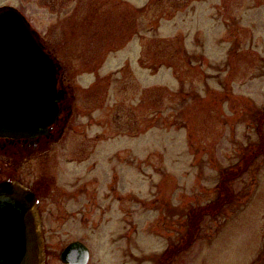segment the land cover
<instances>
[{
    "label": "rangeland",
    "instance_id": "374dc122",
    "mask_svg": "<svg viewBox=\"0 0 264 264\" xmlns=\"http://www.w3.org/2000/svg\"><path fill=\"white\" fill-rule=\"evenodd\" d=\"M2 4L25 13L75 89L64 137L17 163L21 180L50 185L44 263L65 264L81 240L89 264H252L264 247V0Z\"/></svg>",
    "mask_w": 264,
    "mask_h": 264
},
{
    "label": "water",
    "instance_id": "95a60500",
    "mask_svg": "<svg viewBox=\"0 0 264 264\" xmlns=\"http://www.w3.org/2000/svg\"><path fill=\"white\" fill-rule=\"evenodd\" d=\"M64 68L15 6L0 7V136L48 134L65 96L58 88ZM44 234L35 192L19 182H0V264H45ZM65 264H88L80 240L60 252Z\"/></svg>",
    "mask_w": 264,
    "mask_h": 264
},
{
    "label": "flooded vegetation",
    "instance_id": "af4514ba",
    "mask_svg": "<svg viewBox=\"0 0 264 264\" xmlns=\"http://www.w3.org/2000/svg\"><path fill=\"white\" fill-rule=\"evenodd\" d=\"M47 49L51 51L48 46ZM58 88L64 90L65 96L60 102L61 114L57 122L51 126L48 134H41L35 138L20 139L0 136V182L15 181L32 189L38 198L37 207L40 214L43 208V194L50 189V185L48 183L33 185L21 180L17 174V163L22 158H29L47 152L54 143L60 141L66 134L74 113L75 89L71 81L66 79V76L60 80Z\"/></svg>",
    "mask_w": 264,
    "mask_h": 264
},
{
    "label": "trees",
    "instance_id": "16d2710c",
    "mask_svg": "<svg viewBox=\"0 0 264 264\" xmlns=\"http://www.w3.org/2000/svg\"><path fill=\"white\" fill-rule=\"evenodd\" d=\"M264 150V145L262 144L260 146V150L256 151L258 154L262 153V151ZM232 176V175H230ZM208 207H201L199 210L196 211V215L200 216L202 211L207 210ZM209 210V209H208ZM182 248V247H181ZM262 252L260 253V255H258L254 261L252 262V264H264V247L261 250ZM176 252H174L173 249L169 248L163 255L161 261L162 263H165L167 260H169L170 258H172L175 255Z\"/></svg>",
    "mask_w": 264,
    "mask_h": 264
}]
</instances>
